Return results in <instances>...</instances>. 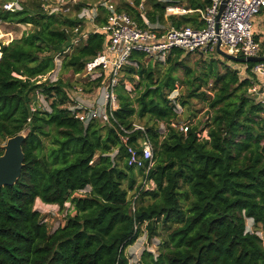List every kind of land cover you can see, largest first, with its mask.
<instances>
[{
    "label": "trees",
    "instance_id": "16d2710c",
    "mask_svg": "<svg viewBox=\"0 0 264 264\" xmlns=\"http://www.w3.org/2000/svg\"><path fill=\"white\" fill-rule=\"evenodd\" d=\"M102 2L78 0L72 7L65 2L57 12L45 9L44 0H17L13 10L0 4L1 21L31 26L0 44V140L26 129L21 174L13 185L0 187V264H129L125 248L143 230L152 238L159 229L166 233L157 253L143 250L138 264H264V241L256 234L257 228L264 230V106L247 92L254 76L249 70L242 77L240 68L214 56L192 65L179 48L154 62L133 51L121 70L116 122L110 124L85 125L75 118L70 90L60 78L36 83L54 68L55 55L70 46L73 28L79 25L78 34L83 33L84 19L78 17L83 8L95 7V26L106 23ZM207 3L119 0L115 9L143 26V15L151 24H164L166 7L178 6L193 11L170 15L172 24L200 26L195 9ZM107 42L104 31L87 32L63 54L61 67L80 72ZM135 80L131 96L125 84ZM178 80L185 92L171 98ZM88 84L98 87L101 79ZM36 89L50 100L47 107L37 105ZM191 98L206 101L210 118L202 128L198 122L183 132L176 104ZM137 117H147L145 131L131 132L129 143L149 138L148 170L128 164L119 137V125L129 127ZM43 137L50 140L46 152ZM36 198L59 211L69 203L72 213L50 230L33 207ZM246 218L254 230H247Z\"/></svg>",
    "mask_w": 264,
    "mask_h": 264
},
{
    "label": "built area",
    "instance_id": "2783aa9c",
    "mask_svg": "<svg viewBox=\"0 0 264 264\" xmlns=\"http://www.w3.org/2000/svg\"><path fill=\"white\" fill-rule=\"evenodd\" d=\"M102 3L108 11L107 21L100 27L96 26L94 31L101 30L107 33L108 42L101 51L85 61L80 72L74 73L75 76L88 83L101 79V84L92 99L82 96L81 86H73V90H70V93H76V96H70L74 103H69V108L74 117L85 125L93 120L107 124L116 122L114 117V111L118 108L116 86L119 83L123 66L130 63V55L133 51L144 54L145 58L160 61H165L166 56L173 48H179L185 53H195L202 57H223L218 53V48L235 57L263 55L260 54L259 42L255 40L253 25L256 15L264 11V0H208L204 8L195 9L199 13L200 26L193 24L175 26L169 21L170 15L185 14L192 12V9L167 6L164 19L169 22L151 24L143 15V26H141L128 13L116 11L115 5L110 0H103ZM222 3H224V7L219 11ZM62 5L63 3L54 5L47 10L57 12L62 9ZM141 5L140 7H142ZM3 8L14 9L12 3H4ZM95 15V7H90L83 8L78 17L84 20H93ZM2 24L0 19V38L5 34L1 30ZM78 27L79 25L73 28L75 35L71 38L70 46L64 52L55 55L54 68L44 75L37 76L36 83L57 79L56 73L57 69L60 70V57L71 49L72 45H78L81 40L87 37V32L78 34ZM7 34L10 35V39L8 41L1 40L0 44L8 43L13 39L10 32ZM252 63L251 66L249 62L241 63L239 68L241 73H244V70H249L254 75L250 79L247 92L264 106V61ZM241 76L244 77L243 74ZM43 99L40 90L36 89L35 101H37V105H42ZM35 105V103L32 104V109H35ZM179 129L186 132L188 124L182 123L179 125ZM136 130L144 132L145 128L137 122H132L129 127L119 125V137L126 148L128 164L135 168L148 170L153 164L152 143L146 135L137 138L134 143H129V134ZM150 186L153 187L152 182H150ZM145 187L149 188V184H145ZM133 204L134 201L132 210H134ZM260 232L262 233L256 231V234L264 241V230Z\"/></svg>",
    "mask_w": 264,
    "mask_h": 264
},
{
    "label": "rangeland",
    "instance_id": "374dc122",
    "mask_svg": "<svg viewBox=\"0 0 264 264\" xmlns=\"http://www.w3.org/2000/svg\"><path fill=\"white\" fill-rule=\"evenodd\" d=\"M0 1H1L0 4L2 5V8H3L4 3H12L13 7L15 8L18 7L17 0H6V1L0 0ZM76 1L78 0H64L63 2L64 3L69 2L70 7H72L73 3H75ZM87 1L90 3L95 2V0H87ZM118 1L119 0H110V2L113 3L114 5H116ZM44 2H45V9H49L55 4H57V0H44ZM256 16L264 17V11L258 13ZM85 21H86L85 23L84 22L82 23V25L84 26V28L82 29L83 32H89L95 29L96 26L94 25L93 20H85ZM169 21L165 20V23ZM263 26H264V23H263ZM30 27H31L30 25L17 24L13 22H3L1 30L5 34L2 35V38H0V41L1 40L8 41L10 39V35L7 34L8 32H10L12 34V37L15 38V37L20 36L23 31H27ZM73 36L74 35H71V37ZM255 38L259 42L261 50L264 52V30L263 32H261V34L255 35ZM70 42H71V39H70ZM75 45H72L71 49L67 51L68 54L72 51ZM185 55H186V60L189 61V63L192 65H194V63L197 62L199 58L205 59L207 61L210 57V56L202 57L195 53H188ZM214 57H217V56H214ZM60 58H61L60 63H59L60 70L57 69V73H56L57 79L60 78L64 83H66V86H67L66 90H73V86H81L82 96L86 97L87 99H92L96 95L98 87H95L92 84H88V82H85L84 80L78 78L77 76L74 75V73L70 69H63L61 66H62V60L64 59V55H62V57ZM217 59H219L223 63L232 65V67H235V68L241 67V65H239L241 63L239 62H234L224 57H218ZM149 60L151 62H154L152 59L145 58V61L148 62ZM165 67H166L165 65H162L160 68L165 69ZM176 74L178 75L180 79L182 78L183 73L181 70H177ZM135 82L136 80L132 83L126 82L125 84L128 90H132L131 96L135 95V90H134ZM185 88H186V84H184L182 80H178L176 82V88L170 94V97L174 98L175 96L183 94L185 92ZM87 89H90V90H87ZM203 89H206V87L203 86L201 90ZM49 102H50L49 99L44 98L42 101V105L47 107ZM73 103L74 102L72 101L70 104H73ZM70 104H68V106ZM96 109L99 110V108H96ZM176 109L179 115L180 122L187 123L189 126L197 124L199 122L200 127L202 128L206 124L208 119L210 118V113H207L208 105L206 101L201 100L199 98H191L189 104H186V105H181L177 101ZM193 112L195 114L192 117L190 116V118H188L189 115H191V113ZM146 119L147 117H144V118L137 117L134 120L137 121V123L144 125V121ZM160 127H163V123H160ZM21 132L25 134L26 129ZM201 136L207 137L206 130H203V132L201 133ZM43 142H44V151L46 152L48 149L50 140L48 137H43ZM4 143L5 141L0 140V148ZM134 172L136 174L137 181H140L141 173L138 171V169H134ZM88 190L89 188H86L82 192H87ZM128 196L129 198L132 196V191L129 192ZM33 207L35 209H38L44 215V220L48 223V227L50 230H54L57 226L63 225L65 218H66V213L67 212L72 213V207L70 206L69 203L65 204V207H68V209L59 211L58 206L56 204L43 203L39 198L35 199ZM245 222H246L247 230L255 229L253 227V222L250 218H246ZM256 231H258V233H262L260 232L261 229L259 228H257ZM159 233L160 234L158 236H153L152 238H148L146 231L143 230L139 234V236L136 238V240L125 248V253L128 257L129 264H138L140 254L142 253L143 250L151 251L154 255L157 253V247L160 244V241L162 240V238H164L166 231L164 229H159Z\"/></svg>",
    "mask_w": 264,
    "mask_h": 264
},
{
    "label": "water",
    "instance_id": "95a60500",
    "mask_svg": "<svg viewBox=\"0 0 264 264\" xmlns=\"http://www.w3.org/2000/svg\"><path fill=\"white\" fill-rule=\"evenodd\" d=\"M224 7V3L220 5L219 11ZM218 53L224 58L239 62H258L264 61V54L259 56L235 57L217 49ZM25 134L20 132L6 139L1 146L2 153L0 154V187L13 185L21 174V169L24 161V152L22 150V142Z\"/></svg>",
    "mask_w": 264,
    "mask_h": 264
},
{
    "label": "crops",
    "instance_id": "0c3cea01",
    "mask_svg": "<svg viewBox=\"0 0 264 264\" xmlns=\"http://www.w3.org/2000/svg\"><path fill=\"white\" fill-rule=\"evenodd\" d=\"M63 1L64 0L58 1L57 4H55V5H60V4L64 3ZM83 22L85 23L86 21L83 20ZM263 23H264V17H261V16H256L255 17V22H254V25H253V31H254L255 35L261 34V32H263V30H264ZM158 26H162V25H158ZM251 77H253V76H250V78ZM69 94H70L69 96H71V95H73V97L76 96V93L72 94V92H71ZM73 102H74V100H73Z\"/></svg>",
    "mask_w": 264,
    "mask_h": 264
}]
</instances>
